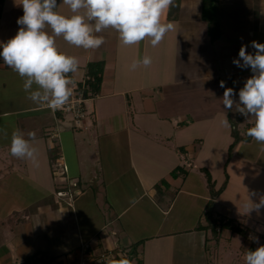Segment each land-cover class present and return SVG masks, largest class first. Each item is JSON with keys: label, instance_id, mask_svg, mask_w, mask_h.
Listing matches in <instances>:
<instances>
[{"label": "crops", "instance_id": "obj_1", "mask_svg": "<svg viewBox=\"0 0 264 264\" xmlns=\"http://www.w3.org/2000/svg\"><path fill=\"white\" fill-rule=\"evenodd\" d=\"M17 3L4 0L1 5L0 42L18 30L16 21L23 10ZM232 6L255 13L222 19L216 40L211 39L208 22L202 18L203 0H180L177 18L166 10L162 22H171L173 29L155 47L149 39L124 45L111 29L100 34L105 43L95 50L56 38L59 50L79 61L78 71L72 74L75 84L81 86L89 76V63H103L98 95L86 101L93 115L83 129L72 128L70 116L62 111L29 101L23 80L0 59V264L72 261L88 242L96 252L129 251L132 264H228L222 251L229 247L226 257L235 258L230 264H245L244 255L256 249L255 243L248 238L238 250L232 249L235 231L221 227L214 248L216 236L207 238L204 216L210 194L203 170L217 166V157L208 152L206 143L210 140L222 151L224 147L226 161L235 140L234 109H223L224 89L220 87V81L226 87L225 79L234 73L225 69L228 61L218 64L219 55L236 53L241 42L264 43V0L259 10L254 0H232ZM57 10L71 15L62 0ZM249 50L254 51L250 46ZM144 56L152 63L133 68V62ZM232 67L236 66L231 63ZM238 74L244 78L251 72L241 69ZM237 116L242 125L246 122L252 127ZM225 118L230 127L222 123ZM17 128L36 132L39 166L11 156V133ZM252 142L243 138L233 148L251 147ZM57 159L66 170L54 175ZM259 170L253 186L258 195L264 193L260 179L264 166ZM228 187L229 183L215 201L216 213L237 220L238 209L223 200ZM66 190L76 191L72 208L65 200L68 196L58 195ZM241 212L244 220L252 217L257 222L246 229L248 234L262 235L264 218ZM223 239L230 242L224 245ZM205 241L211 245L207 258Z\"/></svg>", "mask_w": 264, "mask_h": 264}, {"label": "clouds", "instance_id": "obj_2", "mask_svg": "<svg viewBox=\"0 0 264 264\" xmlns=\"http://www.w3.org/2000/svg\"><path fill=\"white\" fill-rule=\"evenodd\" d=\"M62 4L68 6L71 15L57 10L58 0H19L17 5L22 7L23 15L17 18L18 30L6 42H0V59L23 80L26 98L51 110L69 103L75 86L72 74L79 69L78 59L60 51L56 38L62 37L68 44L84 50H95L105 43V37L100 34L111 29L118 33L124 45L149 39L155 47L173 29V24L162 22V17L166 10L175 7V0H62ZM249 46L254 51L249 52ZM151 63V58L144 56L134 61L132 67L139 64L147 67ZM232 63L249 69L251 75L239 89L238 100L234 88L225 87V81H220L224 89L222 107L227 111L234 109L246 120L251 117L253 126L246 135L264 151V43L253 40L250 45L242 44L238 58ZM222 123L230 127L227 118ZM36 141L35 131L25 133L14 129L9 145L11 156L39 166ZM257 195L256 191L248 193L246 214H260L264 210V193H259L258 202H253ZM250 239L258 247L246 251L245 264H264V245L258 237ZM118 264H132V261L122 258Z\"/></svg>", "mask_w": 264, "mask_h": 264}, {"label": "rangeland", "instance_id": "obj_3", "mask_svg": "<svg viewBox=\"0 0 264 264\" xmlns=\"http://www.w3.org/2000/svg\"><path fill=\"white\" fill-rule=\"evenodd\" d=\"M254 3L258 6V8H257L258 10L262 8L261 7L262 0H254ZM245 7H249V5H247ZM245 7L233 8L232 0H219V11H218L219 18L218 19L220 20V24H221L222 19L223 20L229 19L231 17V14L237 13V15H236L237 18H241L247 12L252 13V11H249ZM253 13H255V12L253 11ZM253 13L251 15H253ZM226 22H228V21H226ZM235 22L238 23L237 20H235ZM226 39L229 40V38H226ZM228 43H231V41H229ZM238 45L239 46L236 47L237 48V50L235 51L236 53L232 52L231 54L224 56V57L220 54L219 58H218V61L220 62L218 64H221L224 61L229 62V64L224 65L225 69L228 71L230 70L231 72L234 73V75L230 76L231 77L230 79H229V77L225 79L226 80V87H232V88H234L235 91H239L237 89L243 87V84H244L246 78L249 76V75L244 76L245 79L242 77L244 79L243 80L241 78V76L238 74L241 71V68L236 66V67H232L230 69L231 63H232L234 57H236L238 55V52H239L238 49H240L242 42ZM246 45H249V43H246ZM233 48H235V47H232V49ZM250 52H252V51H250ZM237 100H238V98H237ZM67 115L70 116L69 118L71 121V115H69V114H67ZM237 115H238V113L235 112V110H234L232 112V115H231L232 120L236 125V130H237L238 136L242 139L243 138L246 139L248 137L246 135V131L248 129V127H247L248 124H246V122H243V125H242V120ZM248 121L251 123V126H253V121L251 120V117H249L247 119V122ZM232 136H233V138H235L234 135H232ZM217 141L220 142L221 144L224 143V141L221 138L217 139ZM206 145H207L208 152L210 150L212 155L217 157V161H216L217 166H214L212 171L208 170L212 176V181L215 185V191L218 192L216 199L220 196V194H222L224 192V190L226 189L227 183H229L227 196L225 198H223V200H225V199L227 201L229 200V202L232 203L234 205V207H236L238 209V212L243 211V209H244L243 207H244L245 203H248V193H249L248 190H250V191L254 190L253 189V186L255 187L254 181L256 180L258 173L260 171L259 168H261V166L262 167L264 166V151L261 150L262 146L260 144H258L255 140H253V142L250 144L251 147H247L244 144H240L239 145L240 150L236 151V148L235 149L233 148L234 150L231 151V153H230L229 149L227 150V157H229V158L226 159V161H225L224 159L226 158V152L224 150V147H223V151H222V147H220V145H218L216 147L212 144V141H210V140H208ZM52 155H56L55 151L52 152ZM247 157H249L250 159H251V157L252 158L258 157L259 159H252L251 161H249V159ZM229 159H230V162H229ZM222 161L223 162L225 161V162H224L223 166L221 167L219 164H221ZM194 171L198 172L199 170H194ZM52 172H54V171H52ZM57 173L61 174L60 171L59 172L56 171V172H54V175L55 174L57 175ZM172 175H173V177H176L178 174L175 173ZM52 177H53V175H52ZM215 177H216V179H218V182H216ZM54 179L57 180V178H54ZM260 179L264 180V177L262 178V176H261ZM56 182L57 181H54V183H56ZM220 182H222L221 186H219ZM163 183H164V185H162V186H166V183L164 181H163ZM205 183L207 185V193H209L211 195V188L209 186V181H208L207 176L205 178ZM217 185L219 187H217ZM224 185H225V187H224ZM73 188H71V189H73ZM161 189H163V187H161ZM32 194L35 195V193H32ZM56 195H57V193H56ZM57 197H58V195H57ZM259 198H260L259 195H257L255 198H252L253 202H258ZM216 199H215V201H216ZM65 200L67 201V205L69 208H72L74 206L73 198H72V200H70L69 198H67ZM55 204L58 206V200L55 202ZM177 204H178V202H177ZM215 204H216V202H215ZM238 212L237 213L235 212V214H236V216H238V214H239V216H238L239 219L237 217H234L237 220L233 219L232 217H228V218H224L222 216L219 217L216 213V205H215L214 211H213V216H212L218 224H220V222H223V221H225V222L229 221V224L231 226H235V227L239 226L240 228H242L245 231L246 234H240L239 232H236V231L234 232L235 234L233 235V239H232L231 245H230L231 248L238 250L241 246L240 244L242 243V241H245L248 238H249V240H251V242H253V240L250 239V237H258L259 243L264 245V235H263L264 233L262 234V232H259V233L257 232L258 234L263 235V236L260 235L261 236L260 237V236L254 235L253 233L248 234V230H246L249 227L253 228V225L256 226L257 222H255L254 218L251 217L249 220L246 221V220H244L245 217H243L242 212L241 213H238ZM251 214L257 215L258 218H262V217L264 218V210H262L260 214H257L255 212H252ZM238 222H240V223H238ZM207 229H209V230L208 231L206 230L205 232L208 234V237H207L208 239L213 238V236H216V241L213 242L214 248H216L217 239L219 236L215 235L213 230L210 229L209 227ZM223 240H224L223 241L224 245L230 242V241H226L225 239H223ZM211 241H212V239H211ZM205 244L207 246V249H206V251H207L206 258H207L208 255H210L211 245H210V242H207V241H205ZM257 247H258V245L255 243L254 248H257ZM229 249H230V247L228 249H223V251H222L223 257L225 258L224 261H225V263H228V264L233 262L235 259L232 256L226 257ZM230 257H232V258H230ZM56 259H58V258H56ZM66 260H67L66 258H64L63 260L61 259V261H66Z\"/></svg>", "mask_w": 264, "mask_h": 264}, {"label": "built area", "instance_id": "obj_4", "mask_svg": "<svg viewBox=\"0 0 264 264\" xmlns=\"http://www.w3.org/2000/svg\"><path fill=\"white\" fill-rule=\"evenodd\" d=\"M89 80L90 77L87 76L81 86L75 84L74 93L69 103L63 106L61 109H58L63 113L71 115V126L76 130L85 128V121L93 115V112L88 110L86 101L93 99L98 94L93 93L90 90V86L88 84ZM53 169L55 172H63L64 169L66 170V166H64L62 163H59L57 160ZM74 185L76 186V184ZM74 193H76L75 190L72 191V193L69 190H66L58 192V195L61 197L68 196L70 200H72ZM122 258L129 259V251L121 253L120 250L105 249L96 252L92 244L88 242L82 245L81 254L75 260L66 261L64 263L62 261H41L36 264H110V262L111 264H118V261Z\"/></svg>", "mask_w": 264, "mask_h": 264}, {"label": "trees", "instance_id": "obj_5", "mask_svg": "<svg viewBox=\"0 0 264 264\" xmlns=\"http://www.w3.org/2000/svg\"><path fill=\"white\" fill-rule=\"evenodd\" d=\"M4 0H0V15H1V5ZM180 7V0H175V7H171L169 9L170 17L174 16L175 18L178 17L176 13H178ZM219 0H203V9H202V18L208 22V27H209V34L211 36L212 40H216L219 38L220 33H221V27H220V20L219 18ZM102 72H103V63H89L88 64V75L90 77V80L88 82L90 86V90L93 93H98L101 83H102ZM232 129H233V135L235 136L234 143L230 146V153L233 150V147L235 146L236 143L242 140L238 136L237 130H236V125L232 120ZM247 140H250L251 137H247ZM206 173V176L209 181V186L211 188V197L210 200L208 201L205 211H204V216L206 217V220L208 222V225L206 226L207 228L209 227L210 229L213 230L215 235H219V231L222 228H230L233 231L239 232L240 234H246L245 231L238 227L231 226L228 222H220L218 224L216 220L212 217L213 216V211H214V206H215V199L218 195V192L215 191V185L212 181V176L210 172L207 169L203 170ZM176 172L174 171L173 174ZM225 187V185H224ZM135 246L133 247V250L135 251ZM131 254V252H130Z\"/></svg>", "mask_w": 264, "mask_h": 264}]
</instances>
